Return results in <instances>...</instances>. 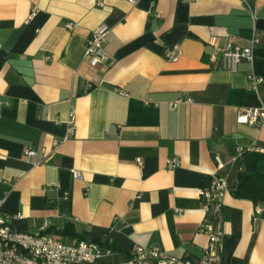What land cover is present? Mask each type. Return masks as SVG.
I'll return each mask as SVG.
<instances>
[{"label": "crops", "instance_id": "1", "mask_svg": "<svg viewBox=\"0 0 264 264\" xmlns=\"http://www.w3.org/2000/svg\"><path fill=\"white\" fill-rule=\"evenodd\" d=\"M101 22L109 58L91 65L85 44ZM253 36L264 45V0H0V211L12 228L201 264L199 189L219 155L215 264H264V206L232 196L242 153H264V117L236 121L264 106V79L221 55ZM174 44L176 61L164 55Z\"/></svg>", "mask_w": 264, "mask_h": 264}, {"label": "built area", "instance_id": "2", "mask_svg": "<svg viewBox=\"0 0 264 264\" xmlns=\"http://www.w3.org/2000/svg\"><path fill=\"white\" fill-rule=\"evenodd\" d=\"M134 2V0H129ZM33 13H31L32 16ZM254 20V13L250 12ZM108 33L106 23H99L86 40L84 56L91 65L105 63L108 54L104 49ZM257 39L252 37L249 45L239 47L230 41L221 50L223 66L235 69L241 60L253 63V49ZM165 58L176 61L180 56L177 44L165 50ZM251 80L256 83L262 80L254 72H251ZM259 117H264V106L245 109L236 121L239 123L253 124ZM237 156L243 149L237 147ZM32 149H25L24 155H33ZM215 171L210 173V181L207 186L199 189V198L203 218L199 224V231L204 233L208 242L203 249L200 259L201 264H215L219 259L216 246L219 243L223 230L218 215L222 207V199L227 191V181L220 173L225 163L214 155ZM141 163L139 157L136 158ZM174 158L167 160L171 166ZM75 177L80 174L73 172ZM3 199L0 198V206ZM46 224L39 227L35 233L17 232L11 226V217L0 211V264H190L184 257L170 255L156 246H136L130 250L126 258H116V251L108 244L90 239H81L73 242H64L54 235L46 232Z\"/></svg>", "mask_w": 264, "mask_h": 264}, {"label": "trees", "instance_id": "3", "mask_svg": "<svg viewBox=\"0 0 264 264\" xmlns=\"http://www.w3.org/2000/svg\"><path fill=\"white\" fill-rule=\"evenodd\" d=\"M253 71L264 79V45L253 49ZM232 196L251 200L255 204L264 206V153L250 150L244 151L239 159L237 184ZM56 234H64L57 230ZM84 237L78 236V240Z\"/></svg>", "mask_w": 264, "mask_h": 264}]
</instances>
